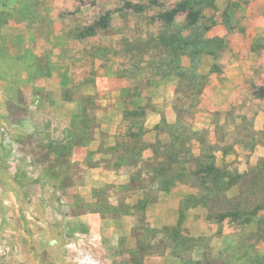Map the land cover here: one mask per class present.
Here are the masks:
<instances>
[{
    "label": "rangeland",
    "instance_id": "374dc122",
    "mask_svg": "<svg viewBox=\"0 0 264 264\" xmlns=\"http://www.w3.org/2000/svg\"><path fill=\"white\" fill-rule=\"evenodd\" d=\"M227 2L0 0V264H264L263 86L203 92L226 79L205 36ZM179 3L194 26L159 20ZM176 126L205 141L185 134L189 163ZM202 155L236 184L213 191Z\"/></svg>",
    "mask_w": 264,
    "mask_h": 264
},
{
    "label": "crops",
    "instance_id": "0c3cea01",
    "mask_svg": "<svg viewBox=\"0 0 264 264\" xmlns=\"http://www.w3.org/2000/svg\"><path fill=\"white\" fill-rule=\"evenodd\" d=\"M235 3L232 7L224 3L226 10V21L223 17L218 18L216 26L207 32L206 38H218L224 46L223 53L226 57L225 67L221 68L223 76L226 78L222 88H215L213 85L207 86L203 92L208 95L217 94L218 91L231 96L234 89L240 84H250L251 82L259 86H264V0H228ZM248 1V2H246ZM230 7V8H229ZM221 13V12H219ZM222 15V14H221ZM225 51V52H224ZM209 78L214 79L211 75ZM238 88V87H237ZM264 103V97L258 98ZM172 111L173 108H171ZM210 106L197 112V130L207 128L209 118L214 112ZM155 117H160L162 113L151 112ZM257 125L255 130L264 129V107L258 111L256 116ZM146 126V123H145ZM98 146L100 143H97ZM115 145V141L110 143ZM256 149H262L257 146ZM113 177H118L117 175Z\"/></svg>",
    "mask_w": 264,
    "mask_h": 264
},
{
    "label": "trees",
    "instance_id": "16d2710c",
    "mask_svg": "<svg viewBox=\"0 0 264 264\" xmlns=\"http://www.w3.org/2000/svg\"><path fill=\"white\" fill-rule=\"evenodd\" d=\"M125 6H127V8L131 9V10H135V12H139L140 11V7L138 5H133L129 2L125 3ZM180 12H185L186 14V25L187 26H194L197 23V19L199 14L196 13L195 11H193L191 9V6L189 3H187V5H184L182 3H179L177 6H175L174 8H172L169 11H164L161 12L159 15V20L163 23V24H171L175 18V16L180 13ZM109 18H110V12L106 11L104 15L100 16V18L96 21L93 22V25L90 27V30L93 31L95 28L98 29H105L108 26V22H109ZM260 91V93L255 94L257 95V98H263L264 97V86L260 87L258 89ZM179 129V133L178 131L175 130V132L173 133V139L172 142L177 145V147H179V151L180 150H184L182 154H184L185 156L189 157V162H191V160H194L193 155L191 154V152L185 148V143H184V136L185 134L188 136H196L200 137L201 141L200 144L203 145L205 143V141L202 139V133L201 132H193L190 130H187L184 127H180V126H176L175 129ZM186 137V136H185ZM181 152V151H180ZM222 154H226L225 151H222ZM207 159L208 163H204L203 160ZM197 166L199 167L198 170H201L202 172L205 171L207 175V182H209L211 185L213 184V191L215 190V192H219V191H226L228 188H230L231 186H233L234 184H236L237 180L240 178L241 175H239L238 173H231L230 171L226 170L225 168H217L214 165V161H213V156L211 155H202L199 156L197 158ZM197 170V171H198ZM212 174H215V176L212 177ZM211 175V177H210Z\"/></svg>",
    "mask_w": 264,
    "mask_h": 264
}]
</instances>
